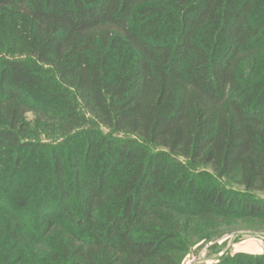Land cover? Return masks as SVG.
<instances>
[{
  "label": "trees",
  "instance_id": "obj_1",
  "mask_svg": "<svg viewBox=\"0 0 264 264\" xmlns=\"http://www.w3.org/2000/svg\"><path fill=\"white\" fill-rule=\"evenodd\" d=\"M188 166L264 192V0H0V264H180L264 214Z\"/></svg>",
  "mask_w": 264,
  "mask_h": 264
},
{
  "label": "rangeland",
  "instance_id": "obj_2",
  "mask_svg": "<svg viewBox=\"0 0 264 264\" xmlns=\"http://www.w3.org/2000/svg\"><path fill=\"white\" fill-rule=\"evenodd\" d=\"M32 117V115H30ZM101 131L113 137H126L124 134L108 131L100 126ZM42 141L47 136L40 134ZM128 137V136H127ZM176 160L184 161L180 155ZM191 173L203 179L215 180L220 186L236 193H248L264 201V192H248L238 183L237 177L219 178L204 166H188ZM249 196V197H251ZM187 242L180 245L178 251L182 255L180 264H215L223 258L230 259L234 254L251 253L264 255V214H209L193 218L187 233Z\"/></svg>",
  "mask_w": 264,
  "mask_h": 264
}]
</instances>
